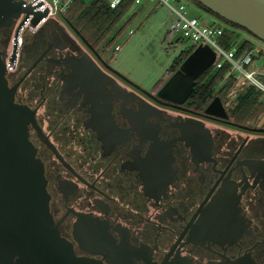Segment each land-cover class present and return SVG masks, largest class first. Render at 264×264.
I'll use <instances>...</instances> for the list:
<instances>
[{"label":"flooded vegetation","instance_id":"obj_1","mask_svg":"<svg viewBox=\"0 0 264 264\" xmlns=\"http://www.w3.org/2000/svg\"><path fill=\"white\" fill-rule=\"evenodd\" d=\"M23 20L0 29L8 86L30 111L50 213L77 256L264 264V116L236 118L223 98L229 117L207 115L202 75L185 103L165 99L183 62L146 89L82 29L57 18L21 34ZM15 249L0 239V264H28Z\"/></svg>","mask_w":264,"mask_h":264},{"label":"water","instance_id":"obj_2","mask_svg":"<svg viewBox=\"0 0 264 264\" xmlns=\"http://www.w3.org/2000/svg\"><path fill=\"white\" fill-rule=\"evenodd\" d=\"M205 10L235 23L264 41V0H195ZM26 14L34 25L46 12H38L26 0H0V29L11 27ZM19 32V31H18ZM18 35L16 36V39ZM17 41V40H16ZM217 54L209 45H199L164 84L159 96L185 103L197 79L213 66ZM7 66L0 49V239L12 245L15 253L26 252L28 264H103L79 257L73 245L59 233L49 208L44 165L36 156L29 138L30 111L15 102L8 86ZM211 116L229 117L223 100L217 96L206 108ZM262 130V129H260ZM25 255V254H24ZM26 262V259H23Z\"/></svg>","mask_w":264,"mask_h":264},{"label":"rangeland","instance_id":"obj_3","mask_svg":"<svg viewBox=\"0 0 264 264\" xmlns=\"http://www.w3.org/2000/svg\"><path fill=\"white\" fill-rule=\"evenodd\" d=\"M86 1L90 3L92 0ZM156 2V0L154 2L146 1L144 5L132 8L114 30L113 35H117L114 42L106 47H104L106 44L104 42L98 47L105 61L114 69L146 89H153L165 82L170 77V69L176 58L182 51H188L194 46L191 40H182L178 36L174 37L170 34V27L176 19V14L167 4L157 5ZM185 2L188 5L190 16L209 20L210 24H222L231 28L229 24L218 19L192 0H185ZM57 18L70 28L74 26L81 29L75 18H68L66 15H58ZM232 29L235 31L231 41L233 46L240 47L248 41L252 45L264 48V41L251 32L242 28L233 27ZM118 45L121 47L120 50H116ZM261 60L264 61V56L247 65V69L262 70L259 63ZM213 72L214 66L206 70L207 75H211ZM257 76L264 81L261 75ZM242 80H246L245 77L242 76L238 82ZM250 86L249 82L244 87H235V103L238 102L236 100L241 92Z\"/></svg>","mask_w":264,"mask_h":264},{"label":"trees","instance_id":"obj_4","mask_svg":"<svg viewBox=\"0 0 264 264\" xmlns=\"http://www.w3.org/2000/svg\"><path fill=\"white\" fill-rule=\"evenodd\" d=\"M192 1L203 7L200 2ZM133 4L134 0H123L118 7L112 8L108 0H92L90 3H87L86 0H75L65 15L68 18L77 19V23L80 25L84 34L95 46H100L106 42L104 44V47H106L116 39L117 35H113V32L126 13L132 9ZM208 11L231 26V28L226 27V34L222 38L223 44L226 47H230L235 34L232 28H244L222 18L211 10ZM250 45L247 41L240 46V50L243 51ZM193 50L192 48L188 51H182L174 61L172 70H175L179 64L184 62ZM229 69L230 67L226 65L221 69L215 70L214 65V72L211 75H207L206 71L202 74L203 80L196 90L198 94L196 102L199 103L202 109L208 107L217 96L223 98L226 103L231 105L236 104L234 102L235 87L239 84L238 79L230 77L227 82L220 85ZM236 101H238V104L233 113L236 118L246 119L253 116L261 118L264 116V92L256 86L251 84L250 87H247L245 91L241 92Z\"/></svg>","mask_w":264,"mask_h":264},{"label":"built area","instance_id":"obj_5","mask_svg":"<svg viewBox=\"0 0 264 264\" xmlns=\"http://www.w3.org/2000/svg\"><path fill=\"white\" fill-rule=\"evenodd\" d=\"M38 12H46L38 24L34 25L33 19L35 14L25 20L21 30V34L25 32H37L42 26L46 25L52 20L57 19L58 15H65L75 0H26ZM123 0H108L112 8L118 7ZM146 1L154 2L155 0H134L133 7L142 6ZM156 4H167L171 10L176 14V19L170 27V34L178 36L179 39L191 40L194 43L192 47L195 49L199 45H209L217 54L216 60L213 64L215 70L221 69L228 65L230 69L225 75L222 84L227 82L230 77L240 79L242 76L246 80L239 82V88L252 84L264 92V81L257 75H261L264 80V61L261 60L260 66L262 70H248L247 65L252 64L256 59L264 56V48L257 45H250L243 51L239 46L226 47L223 44L222 38L226 34V27L222 24H210L209 20H201L197 16H190L188 5L185 0H156ZM24 18L26 14H22ZM20 40L22 37L20 36ZM191 48V49H192ZM118 45L116 50H120Z\"/></svg>","mask_w":264,"mask_h":264}]
</instances>
